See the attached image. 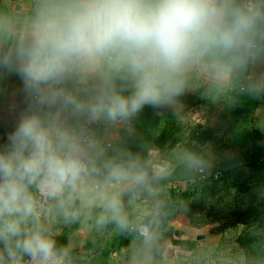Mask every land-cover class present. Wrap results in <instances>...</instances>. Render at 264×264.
<instances>
[{
    "label": "clouds",
    "instance_id": "clouds-1",
    "mask_svg": "<svg viewBox=\"0 0 264 264\" xmlns=\"http://www.w3.org/2000/svg\"><path fill=\"white\" fill-rule=\"evenodd\" d=\"M258 69L264 0H32L23 16L0 9V79L22 85L0 143V264H73L58 224L112 225L150 254L168 169L127 147L132 122L145 107L171 106L193 72L222 87ZM246 91L264 93V71ZM185 160L204 165L192 153ZM140 200L151 203L135 221L128 207Z\"/></svg>",
    "mask_w": 264,
    "mask_h": 264
},
{
    "label": "crops",
    "instance_id": "crops-1",
    "mask_svg": "<svg viewBox=\"0 0 264 264\" xmlns=\"http://www.w3.org/2000/svg\"><path fill=\"white\" fill-rule=\"evenodd\" d=\"M31 4L32 0H0V9H4L13 15L23 16L30 11ZM260 71H264V69L249 71L247 75H239L230 84L222 87L217 86L199 72H193L185 93L171 106L159 109L157 114L159 116L165 114L180 116L189 107L190 102L194 108L208 105L210 111L214 110L211 108L216 107L223 113L226 101L231 98L232 104L235 106L236 103L237 105L236 97L241 95L242 89L248 88ZM21 86V82L15 76L0 79V143L4 142L8 132L14 126L16 111L12 110V106L16 105L18 110L22 105V96L19 93ZM250 96L253 103L255 102L254 106L257 103L258 106L262 105V100L258 102L257 99L260 96L263 97L264 93L255 97ZM199 102L205 104L201 105ZM237 111L235 108V112ZM160 153H162L160 150L152 149L147 153L145 159L152 161ZM158 189L159 194L156 199L163 204L162 212L167 213L165 203H163V195L167 187L158 186ZM150 203H144L143 200H140L130 205L128 211L131 218L135 221L145 219V212L149 209ZM54 231L57 233L56 239L61 245L67 244L71 238L74 246L73 264H209L210 260L207 256L213 250L208 247L212 241L209 235L200 234L196 235V238L193 236V239L180 230L174 216L166 225L160 226V237L157 245L148 255L142 251L138 236L121 233L112 225L97 230L91 222L83 228L79 225L66 227L58 224ZM174 232L178 234L175 235ZM199 236L202 239H197ZM178 242H184L185 247L178 245ZM212 261L215 262L214 259Z\"/></svg>",
    "mask_w": 264,
    "mask_h": 264
},
{
    "label": "rangeland",
    "instance_id": "rangeland-1",
    "mask_svg": "<svg viewBox=\"0 0 264 264\" xmlns=\"http://www.w3.org/2000/svg\"><path fill=\"white\" fill-rule=\"evenodd\" d=\"M247 73L244 74L247 75ZM257 100L258 102L262 100L261 106H258V103L257 108L254 105L252 107L247 106L245 114L240 116L238 111L235 112L237 105L236 103L235 106L232 104L231 98L224 104L225 111L223 113L216 107L211 108L214 110L210 111L208 105H203L205 103L202 102L199 103L203 106L194 108L190 102L189 107L179 116L185 127L180 141L172 150L164 151L155 156L156 158L152 162L165 166L168 169L167 175H169L176 166L188 165L185 157L189 149L199 152L200 156L212 157L215 156L214 151L217 146L223 143H232L244 128L254 127L264 135V110H262L264 108V96L258 97ZM204 129L214 131V135L213 142L202 147L193 138V132L196 130L200 132ZM250 170L247 169L246 176L244 174L246 185L244 189L241 187L231 188L230 193L226 194L224 190L217 192L216 188L212 187L215 192L206 199V203L201 204L190 199L173 215L176 217L180 230L193 239L200 234L211 237L212 241L208 247L213 250L207 256L210 260L209 264H258L254 260L255 255L264 252V248L256 251L254 244L256 241L252 246L250 245L251 241L261 237L257 227L262 222L258 217L259 212L256 207L264 198V191L260 192L254 185L259 173L255 175V172ZM206 183L210 184L209 182ZM178 187H180L179 184H170L168 189H177ZM216 187L218 190L220 189L219 184ZM167 190L163 195V203L169 200ZM234 197L241 198L236 200L239 203L234 201ZM172 203L180 205L182 202L176 199L172 200Z\"/></svg>",
    "mask_w": 264,
    "mask_h": 264
},
{
    "label": "trees",
    "instance_id": "trees-1",
    "mask_svg": "<svg viewBox=\"0 0 264 264\" xmlns=\"http://www.w3.org/2000/svg\"><path fill=\"white\" fill-rule=\"evenodd\" d=\"M245 90L242 89L241 95L236 97V110H238L239 116L245 114L247 106L255 104L251 100L252 97ZM158 111L159 109L145 107L132 122V134L125 136L127 147L132 152L140 153L144 159L152 149L160 150L162 153L172 150L185 131L179 116L172 114L159 116ZM193 135L197 144L205 147L213 142L214 131L204 129L199 132L196 130ZM188 151L203 160L204 165L202 168H191L184 164L178 165L169 175L159 181L157 187H167V189L169 184L180 185L177 189H166L169 192V200L164 205L167 213L162 212L160 226L166 225L175 212L184 203L189 202L190 199L201 204L206 203V199L211 196V193L215 192L212 187L216 188L217 192L224 190L226 194L230 193L231 188L241 187V189H244L246 187L244 177L247 174L245 173L247 169L254 171L255 175L259 173L254 185L260 192L264 191V135L259 129L254 127L242 129L232 143H223L217 146L214 151L215 156L212 157L200 156L199 152L197 153L192 149ZM164 158L166 157L164 156ZM216 173L217 176L213 177ZM217 183L220 186L219 190L216 187ZM127 199L125 197L126 202ZM176 199L182 203L180 205L172 203V200ZM239 199L241 198L234 197L236 203H239V201H236ZM256 208L259 212L258 217L262 222L257 227L258 234L261 237L251 241L250 245L252 246L256 241L254 243L255 249L259 251L264 248V198ZM177 244L185 247L184 242H178ZM254 260L258 264H264V252L255 255Z\"/></svg>",
    "mask_w": 264,
    "mask_h": 264
},
{
    "label": "water",
    "instance_id": "water-1",
    "mask_svg": "<svg viewBox=\"0 0 264 264\" xmlns=\"http://www.w3.org/2000/svg\"><path fill=\"white\" fill-rule=\"evenodd\" d=\"M174 233H175V235H177V234H178V233H176V232H174ZM197 239H202V237H200V236H199V237H197Z\"/></svg>",
    "mask_w": 264,
    "mask_h": 264
},
{
    "label": "built area",
    "instance_id": "built-area-1",
    "mask_svg": "<svg viewBox=\"0 0 264 264\" xmlns=\"http://www.w3.org/2000/svg\"><path fill=\"white\" fill-rule=\"evenodd\" d=\"M216 177V176H215Z\"/></svg>",
    "mask_w": 264,
    "mask_h": 264
}]
</instances>
